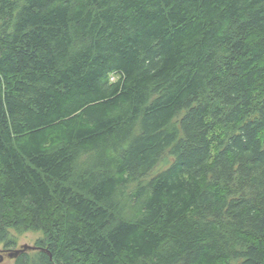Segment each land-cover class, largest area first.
I'll use <instances>...</instances> for the list:
<instances>
[{"label":"trees","instance_id":"16d2710c","mask_svg":"<svg viewBox=\"0 0 264 264\" xmlns=\"http://www.w3.org/2000/svg\"><path fill=\"white\" fill-rule=\"evenodd\" d=\"M15 264H264V0H0V244Z\"/></svg>","mask_w":264,"mask_h":264},{"label":"rangeland","instance_id":"374dc122","mask_svg":"<svg viewBox=\"0 0 264 264\" xmlns=\"http://www.w3.org/2000/svg\"><path fill=\"white\" fill-rule=\"evenodd\" d=\"M43 233L42 232H26L24 234L21 235H16L17 237V241H18V246L16 248H10V247H6L8 248L7 253H3L1 251L2 248H4V244H0V257H2V261L0 262V264H15L16 263V258H11L8 253L14 251L15 249H18L20 247H23L24 244L25 245H30L33 246L35 241L42 237ZM13 249V250H12ZM30 250V249H29ZM27 250V251H29Z\"/></svg>","mask_w":264,"mask_h":264},{"label":"water","instance_id":"95a60500","mask_svg":"<svg viewBox=\"0 0 264 264\" xmlns=\"http://www.w3.org/2000/svg\"><path fill=\"white\" fill-rule=\"evenodd\" d=\"M29 249H34V246H30V245H24L21 248L15 249L14 251L9 253V256L11 258H17L21 253L29 250ZM2 257H0V262L2 261Z\"/></svg>","mask_w":264,"mask_h":264},{"label":"flooded vegetation","instance_id":"af4514ba","mask_svg":"<svg viewBox=\"0 0 264 264\" xmlns=\"http://www.w3.org/2000/svg\"><path fill=\"white\" fill-rule=\"evenodd\" d=\"M4 246H5V245H4ZM1 251H2L3 253H7L8 248H6V246H5L4 248L1 249ZM8 255H9V253H8Z\"/></svg>","mask_w":264,"mask_h":264},{"label":"bare ground","instance_id":"6f19581e","mask_svg":"<svg viewBox=\"0 0 264 264\" xmlns=\"http://www.w3.org/2000/svg\"><path fill=\"white\" fill-rule=\"evenodd\" d=\"M25 245V244H24ZM21 248V247H20ZM13 250V249H12Z\"/></svg>","mask_w":264,"mask_h":264}]
</instances>
